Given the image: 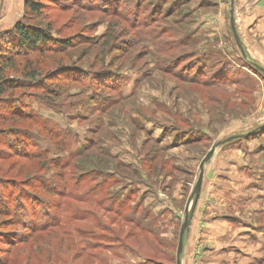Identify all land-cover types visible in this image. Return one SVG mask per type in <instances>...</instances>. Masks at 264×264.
I'll return each mask as SVG.
<instances>
[{"label": "rangeland", "instance_id": "obj_1", "mask_svg": "<svg viewBox=\"0 0 264 264\" xmlns=\"http://www.w3.org/2000/svg\"><path fill=\"white\" fill-rule=\"evenodd\" d=\"M27 1L0 0L3 45L22 22L67 47L37 56L44 86L17 91L27 116L2 126L32 154L6 157L0 135V264H175L200 161L264 125V0H234L245 56L230 0ZM203 181L258 197L264 129L216 147ZM231 205L260 225L264 264V211Z\"/></svg>", "mask_w": 264, "mask_h": 264}, {"label": "crops", "instance_id": "obj_2", "mask_svg": "<svg viewBox=\"0 0 264 264\" xmlns=\"http://www.w3.org/2000/svg\"><path fill=\"white\" fill-rule=\"evenodd\" d=\"M256 23V28L264 31V15L257 18ZM257 190L258 197H252V190L236 195L233 186L227 183L216 182L207 187L202 181L189 227L184 233L180 264H256V239L260 225L251 220V212L248 216L239 217L228 214L227 209L230 210L229 206L233 208V202L240 208L244 206V210L264 211V188ZM223 196L230 198L228 205ZM260 236L263 238L261 243L264 234Z\"/></svg>", "mask_w": 264, "mask_h": 264}, {"label": "trees", "instance_id": "obj_3", "mask_svg": "<svg viewBox=\"0 0 264 264\" xmlns=\"http://www.w3.org/2000/svg\"><path fill=\"white\" fill-rule=\"evenodd\" d=\"M25 7L32 13L37 14L43 4L39 0H30L26 2ZM11 32L14 33V37L17 40V48H14L13 42H9L6 47L0 40V104L2 106L0 108V135H4L5 131L8 130L5 138L7 147L11 148L12 152H4L6 157L10 154L30 157L32 153L23 152L25 149L24 143L19 142L16 138L19 137L15 133L18 129H2V126L8 122L14 124L15 117L21 116L22 118L27 116L24 112L17 110V105L12 104V101L18 97L16 96L17 91L37 89V87L44 86V74L39 68L34 66L37 56L43 55L46 50L64 49L67 46H45L50 41L52 42L51 36L40 29L30 28V26L22 22H18ZM8 35L9 32L7 33ZM55 42L57 43V41ZM33 82L35 83L34 85L31 84ZM9 114L12 115L11 119H7ZM12 133L14 134L12 135ZM5 156L2 155L0 158H5ZM129 222L137 226L140 224L133 219ZM56 224L54 223L51 226L54 227Z\"/></svg>", "mask_w": 264, "mask_h": 264}, {"label": "water", "instance_id": "obj_4", "mask_svg": "<svg viewBox=\"0 0 264 264\" xmlns=\"http://www.w3.org/2000/svg\"><path fill=\"white\" fill-rule=\"evenodd\" d=\"M229 23H230V28L231 31L233 33V37L235 40V43L237 45V47L239 48L241 54L243 56H245V53L242 49V44L241 41L239 39V36L237 34L236 31V27H235V19H234V0H230V10H229ZM253 66L261 71L262 73H264V69L259 67L258 65L253 64ZM264 129V125L260 126L254 130H252L249 133L246 134H241V135H237V136H231L223 141H219L216 142L215 144L212 145V147L210 148V150L205 154V156L202 158V160L199 163L198 166V176H197V180L195 182V185L192 189L191 192V199H192V204L191 206L187 205L185 207L184 210V220L183 223L180 225V229H179V234H178V238H177V246H176V251H175V264H180V255L182 253V249H183V237H184V233L187 231L188 227H189V222L191 219V215L194 211V208L196 206L199 194H200V190H201V186H202V181H203V175H204V165L206 162H208L210 160V158L212 157V155L214 154V151L216 149V147H219L225 143H229L233 140H238V139H243V138H247L249 137L251 134L256 133L260 130Z\"/></svg>", "mask_w": 264, "mask_h": 264}]
</instances>
